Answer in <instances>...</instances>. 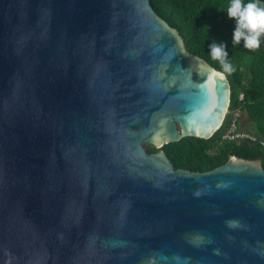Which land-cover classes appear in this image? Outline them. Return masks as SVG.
<instances>
[{"label":"water","instance_id":"1","mask_svg":"<svg viewBox=\"0 0 264 264\" xmlns=\"http://www.w3.org/2000/svg\"><path fill=\"white\" fill-rule=\"evenodd\" d=\"M150 0H0V264H264V168H175L230 83Z\"/></svg>","mask_w":264,"mask_h":264},{"label":"trees","instance_id":"2","mask_svg":"<svg viewBox=\"0 0 264 264\" xmlns=\"http://www.w3.org/2000/svg\"><path fill=\"white\" fill-rule=\"evenodd\" d=\"M154 10L182 35L187 50L194 53L217 70L223 71L219 62L211 59L209 45L226 44L228 61L235 71L225 74L230 83L229 112L222 126L208 139L183 137L167 143L160 149L145 145L148 152L163 150L175 168L208 171L225 163L230 155L245 159H260L264 168V37L256 50L232 45L234 20L226 13L229 0H150ZM247 2V0H246ZM264 5V0H260ZM235 110L244 111L255 139L242 142L223 139L233 120Z\"/></svg>","mask_w":264,"mask_h":264},{"label":"clouds","instance_id":"3","mask_svg":"<svg viewBox=\"0 0 264 264\" xmlns=\"http://www.w3.org/2000/svg\"><path fill=\"white\" fill-rule=\"evenodd\" d=\"M226 13L228 18L235 22L232 45H239L243 41L245 49H259L261 38L264 37V5L260 4V0H229ZM226 47V44L216 42L209 45L211 59L218 61L223 70L216 73L221 78L235 71L227 59Z\"/></svg>","mask_w":264,"mask_h":264},{"label":"rangeland","instance_id":"4","mask_svg":"<svg viewBox=\"0 0 264 264\" xmlns=\"http://www.w3.org/2000/svg\"><path fill=\"white\" fill-rule=\"evenodd\" d=\"M236 118L238 120L236 121L235 131L237 130V131L248 133V134L249 133L252 134L251 132H255L251 127L252 123L250 122V119L248 118L247 114L244 111L238 110V116Z\"/></svg>","mask_w":264,"mask_h":264},{"label":"built area","instance_id":"5","mask_svg":"<svg viewBox=\"0 0 264 264\" xmlns=\"http://www.w3.org/2000/svg\"><path fill=\"white\" fill-rule=\"evenodd\" d=\"M233 115H234V117H233V120H232L231 124L229 125V127L227 128V130L225 131V133H224L223 136H222L223 139H226V138H234V137L237 138V137H239V136H243V135H241V134H239V133H236V131H235V129H236V120H237L236 117L238 116V110H235V111L233 112ZM245 137L251 139L250 136H246V135H245ZM254 139H255V138H254Z\"/></svg>","mask_w":264,"mask_h":264},{"label":"flooded vegetation","instance_id":"6","mask_svg":"<svg viewBox=\"0 0 264 264\" xmlns=\"http://www.w3.org/2000/svg\"><path fill=\"white\" fill-rule=\"evenodd\" d=\"M238 120V119H237ZM236 120V121H237ZM236 133H239V134H241V135H243V136H239V137H234V138H226L227 140H232V141H234V142H242V140H246V138L247 137H245V135L246 136H250L251 137V139H254L255 137L252 135V134H248V133H244V132H240V131H237L236 130ZM250 139V138H249ZM245 159V158H244ZM250 160H253V159H250ZM255 160V159H254ZM189 170V169H188ZM192 171V170H191ZM193 172H198V171H193Z\"/></svg>","mask_w":264,"mask_h":264}]
</instances>
